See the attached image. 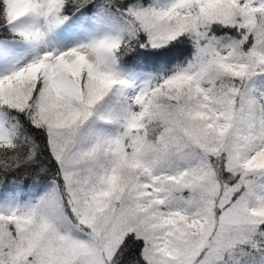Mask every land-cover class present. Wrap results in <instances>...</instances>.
I'll return each mask as SVG.
<instances>
[{"label": "snow or ice", "instance_id": "obj_1", "mask_svg": "<svg viewBox=\"0 0 264 264\" xmlns=\"http://www.w3.org/2000/svg\"><path fill=\"white\" fill-rule=\"evenodd\" d=\"M0 264H264V0H0Z\"/></svg>", "mask_w": 264, "mask_h": 264}]
</instances>
